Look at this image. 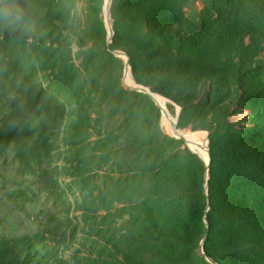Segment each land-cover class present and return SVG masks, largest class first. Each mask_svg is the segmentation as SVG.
Returning <instances> with one entry per match:
<instances>
[{
  "label": "trees",
  "instance_id": "obj_1",
  "mask_svg": "<svg viewBox=\"0 0 264 264\" xmlns=\"http://www.w3.org/2000/svg\"><path fill=\"white\" fill-rule=\"evenodd\" d=\"M69 1L3 0L19 15L0 11V155L63 167L82 190L101 177L108 215L69 242L3 237L0 264H210L204 234L211 263L264 264V0H112L109 45L105 0H80L85 36ZM110 50L148 92L121 85ZM151 94L208 133L209 171Z\"/></svg>",
  "mask_w": 264,
  "mask_h": 264
},
{
  "label": "rangeland",
  "instance_id": "obj_2",
  "mask_svg": "<svg viewBox=\"0 0 264 264\" xmlns=\"http://www.w3.org/2000/svg\"><path fill=\"white\" fill-rule=\"evenodd\" d=\"M108 3L109 0H105L102 11L107 31L106 45L111 43L110 26H112L113 21L111 16L109 17ZM68 6L70 8V16L77 18V26L82 31L80 33L85 36L86 32H92L87 23L86 11L88 4L76 0L74 2L69 1ZM0 9H11V5L3 6V0H0ZM110 53L114 58H106L100 54V60L102 62L109 60L110 66L108 68H116L114 69L116 72L117 68L121 67H119L115 59L119 58L124 61V67L120 72L121 85L127 90L140 91L138 89L139 85L135 83L133 76L128 75L129 70L126 72L125 54L122 52L117 53L113 50H110ZM77 62L79 63L80 61ZM159 97L162 102L155 95L152 98L161 109L160 126L167 135L176 137L174 135L176 132L169 125L168 116L174 122L179 135H183L181 132H186L205 143L207 139L208 145L207 132L205 137L202 132H193L189 128H179V108L170 100ZM189 130L192 132H188ZM187 142L194 152H199L204 157L207 156L206 147L201 150L189 141ZM43 170H48L49 173H44ZM95 181L96 183L89 184L87 189L82 190L73 179L63 174V167L55 164H43L35 166V168H29L20 163L12 149L8 150L3 155H0V240L3 237L13 240L23 235L35 236L42 234L47 238L69 242L73 239L70 232L73 226H80V228L103 227L105 224L104 218L108 215V212L104 210L103 200L107 202L108 197L110 198L111 195L109 192L102 195L99 190L106 188L101 177H96ZM88 205L96 208V211L90 213L82 208ZM83 235V231H79L76 239H82ZM205 239L206 235L204 234L197 243L196 251L202 260L214 264L210 262L207 255ZM73 246H76L75 243H73ZM63 256L67 259H73L71 251L65 252Z\"/></svg>",
  "mask_w": 264,
  "mask_h": 264
},
{
  "label": "bare ground",
  "instance_id": "obj_3",
  "mask_svg": "<svg viewBox=\"0 0 264 264\" xmlns=\"http://www.w3.org/2000/svg\"><path fill=\"white\" fill-rule=\"evenodd\" d=\"M108 5H109V3H108ZM107 8H108V6H107ZM128 71V70H127ZM126 71V72H127ZM128 75H130L131 76V73H130V71H129V73H128ZM155 97L160 101V102H162L161 101V98L158 96V95H155ZM158 103V102H157ZM167 118H168V122H169V125H170V127H171V129L174 131V132H176L175 134H178L179 132L178 131H176V128H175V125H174V122L167 116ZM188 132H192L191 130H189ZM193 132H202L204 135H205V137L207 136V134H206V132H204V131H193ZM181 134H183L182 136H184L185 137V139L187 140V141H189L192 145H195V146H197V148H199V149H201V150H203L204 149V147H206V149H207V139H206V143L205 142H203L202 140H200L199 138H197V137H195V136H193V135H190V134H188V133H182L181 132ZM199 153V152H198ZM205 160H208V150H207V156L206 157H204L201 153H199Z\"/></svg>",
  "mask_w": 264,
  "mask_h": 264
},
{
  "label": "water",
  "instance_id": "obj_4",
  "mask_svg": "<svg viewBox=\"0 0 264 264\" xmlns=\"http://www.w3.org/2000/svg\"><path fill=\"white\" fill-rule=\"evenodd\" d=\"M111 2H112V0H109V5H108V13H109V17L111 16V13H110ZM110 35H111V37H112V35H113L112 26H110ZM110 40H111V38H110ZM116 52H117V53H120L119 51H116ZM127 70H129L130 73H131L128 58H126V71H127ZM131 76H132V74H131ZM138 89H139L140 91H143V92H148L146 89H144V88H142V87H140V86H139ZM151 96L154 97V95H152V94H151ZM174 135H175L177 138H179V139H183V140L186 142V144L188 145V142H187V140L185 139L184 136L179 135V134H174ZM188 146H189V145H188ZM192 150H193V149H192ZM207 150H208V160H205V162H206V165H207V170L209 171L210 155H209V148H208V145H207ZM208 171H207V173H206V179L209 178V172H208ZM206 186H207V183H206Z\"/></svg>",
  "mask_w": 264,
  "mask_h": 264
},
{
  "label": "clouds",
  "instance_id": "obj_5",
  "mask_svg": "<svg viewBox=\"0 0 264 264\" xmlns=\"http://www.w3.org/2000/svg\"><path fill=\"white\" fill-rule=\"evenodd\" d=\"M0 11H3L5 15L10 16V17H17L18 18V11L12 10V9H8V10H3L0 9Z\"/></svg>",
  "mask_w": 264,
  "mask_h": 264
}]
</instances>
